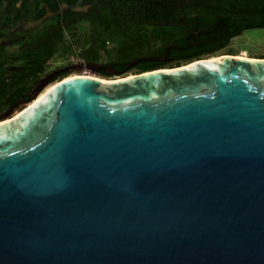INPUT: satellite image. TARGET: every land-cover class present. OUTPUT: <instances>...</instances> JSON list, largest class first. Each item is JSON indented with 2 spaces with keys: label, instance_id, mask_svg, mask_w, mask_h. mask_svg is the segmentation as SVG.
<instances>
[{
  "label": "water",
  "instance_id": "water-1",
  "mask_svg": "<svg viewBox=\"0 0 264 264\" xmlns=\"http://www.w3.org/2000/svg\"><path fill=\"white\" fill-rule=\"evenodd\" d=\"M123 75L0 113V264H264V58Z\"/></svg>",
  "mask_w": 264,
  "mask_h": 264
},
{
  "label": "trees",
  "instance_id": "trees-1",
  "mask_svg": "<svg viewBox=\"0 0 264 264\" xmlns=\"http://www.w3.org/2000/svg\"><path fill=\"white\" fill-rule=\"evenodd\" d=\"M83 22L88 31L74 45L68 35ZM252 29H264V0H0V41L17 45L11 52L0 43V113L49 74L54 58L136 75L223 55L217 53ZM162 56L165 61L141 60L127 70L135 59Z\"/></svg>",
  "mask_w": 264,
  "mask_h": 264
},
{
  "label": "rangeland",
  "instance_id": "rangeland-1",
  "mask_svg": "<svg viewBox=\"0 0 264 264\" xmlns=\"http://www.w3.org/2000/svg\"><path fill=\"white\" fill-rule=\"evenodd\" d=\"M35 26V24L33 25ZM22 29L21 27L19 28ZM88 31V24L83 22L79 25H76L72 28L71 33L68 35V39L73 43L74 45H78L81 43L83 36ZM1 44L5 45L7 49H9L11 52L14 49H17L16 44L8 43L6 41H0ZM14 52V51H13ZM228 52H232L233 54L241 57H261L264 56V29H252V30H246L238 37L233 38L230 41V44L228 47L224 48L218 54H227ZM207 58V57H206ZM79 62L75 60L74 57H70L69 61L65 60V58H54L53 61H51L49 70H53L58 67H64L68 66L71 63ZM11 66L18 67L19 65L14 61L11 62ZM72 75H84V76H92V77H100L97 72H92L89 70H81V71H75L70 72ZM132 74L125 73L123 76ZM114 78V77H113ZM58 80L50 83H56ZM47 88L44 87L41 92H43Z\"/></svg>",
  "mask_w": 264,
  "mask_h": 264
},
{
  "label": "flooded vegetation",
  "instance_id": "flooded-vegetation-1",
  "mask_svg": "<svg viewBox=\"0 0 264 264\" xmlns=\"http://www.w3.org/2000/svg\"><path fill=\"white\" fill-rule=\"evenodd\" d=\"M179 48H180V47H179ZM79 62H80V61H79ZM71 64H72V63H71ZM69 65H70V64H69ZM58 68H61V67H58ZM58 68H55V69H58ZM55 69H53V70H55ZM53 70H50V72H51V71H53ZM50 72H49V73H50ZM57 76H58V75H57ZM57 76H56V77H57ZM56 77L54 78L55 80L53 79V81H52V82H54V81H56V80H57V78H56Z\"/></svg>",
  "mask_w": 264,
  "mask_h": 264
},
{
  "label": "bare ground",
  "instance_id": "bare-ground-1",
  "mask_svg": "<svg viewBox=\"0 0 264 264\" xmlns=\"http://www.w3.org/2000/svg\"><path fill=\"white\" fill-rule=\"evenodd\" d=\"M220 56H221V55H220ZM216 57H217V56H216ZM240 57H241V56H240ZM244 58H247V57H244ZM208 59H209V58H206V59H203V60H205V61H206V60H208ZM72 76H74V75H72Z\"/></svg>",
  "mask_w": 264,
  "mask_h": 264
}]
</instances>
